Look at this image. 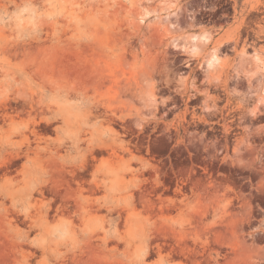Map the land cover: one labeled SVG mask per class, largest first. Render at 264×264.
Instances as JSON below:
<instances>
[{
  "label": "rangeland",
  "instance_id": "1",
  "mask_svg": "<svg viewBox=\"0 0 264 264\" xmlns=\"http://www.w3.org/2000/svg\"><path fill=\"white\" fill-rule=\"evenodd\" d=\"M0 264H264V0H0Z\"/></svg>",
  "mask_w": 264,
  "mask_h": 264
},
{
  "label": "bare ground",
  "instance_id": "2",
  "mask_svg": "<svg viewBox=\"0 0 264 264\" xmlns=\"http://www.w3.org/2000/svg\"><path fill=\"white\" fill-rule=\"evenodd\" d=\"M215 60H216V54L214 53L207 60L208 65L211 66Z\"/></svg>",
  "mask_w": 264,
  "mask_h": 264
}]
</instances>
